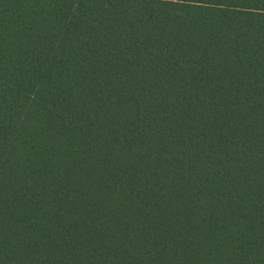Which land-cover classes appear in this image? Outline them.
Instances as JSON below:
<instances>
[{
    "label": "trees",
    "instance_id": "1",
    "mask_svg": "<svg viewBox=\"0 0 264 264\" xmlns=\"http://www.w3.org/2000/svg\"><path fill=\"white\" fill-rule=\"evenodd\" d=\"M0 264H264V0H0Z\"/></svg>",
    "mask_w": 264,
    "mask_h": 264
}]
</instances>
